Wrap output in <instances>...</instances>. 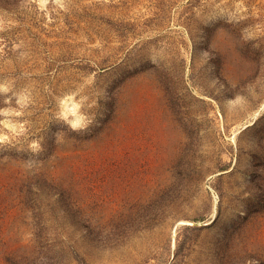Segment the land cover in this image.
Wrapping results in <instances>:
<instances>
[{
	"label": "rangeland",
	"instance_id": "obj_1",
	"mask_svg": "<svg viewBox=\"0 0 264 264\" xmlns=\"http://www.w3.org/2000/svg\"><path fill=\"white\" fill-rule=\"evenodd\" d=\"M0 264H264V0H0Z\"/></svg>",
	"mask_w": 264,
	"mask_h": 264
}]
</instances>
